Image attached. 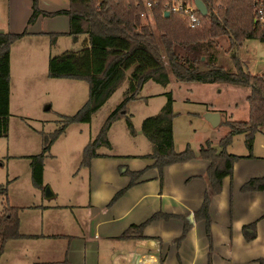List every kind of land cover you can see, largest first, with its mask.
<instances>
[{
	"label": "trees",
	"instance_id": "obj_1",
	"mask_svg": "<svg viewBox=\"0 0 264 264\" xmlns=\"http://www.w3.org/2000/svg\"><path fill=\"white\" fill-rule=\"evenodd\" d=\"M152 3L148 8L146 0H70L68 9L57 12H45L40 9L39 1L33 0L32 15L28 26L36 23L39 17H68L70 30L66 34H52V40L69 36L77 41L86 35L84 47L79 52H65L52 57L49 61L50 79L84 82L89 86V97L83 108L74 116L63 117L62 126L54 133H41L42 153L32 159L33 183L43 187L45 161L51 156V149L72 124L91 123L93 117L103 108L111 97L126 83L123 102L107 118L95 139L83 150L81 168L89 169L92 161L111 156L100 153L102 149H111L109 139L111 127L128 116V105L139 99L144 86L153 81L168 86L172 75L177 83L227 84L250 89L247 97L249 119L247 121H225L229 132L215 147L209 140L195 151L187 146L183 151L175 150L173 123V100L155 116L146 118L142 124V133L151 143L152 152L141 159L154 163L141 171H131L127 167L123 175L131 178L129 185L112 199L114 205L134 186L142 183L143 177L151 170L158 172L162 182L164 171L174 165L186 164L196 160L209 163L205 178L209 187L205 193L201 208L194 214V222H204L206 236L213 253V220L210 208L213 198L223 192L226 178L232 177L235 164L243 157L231 154L228 149L234 138L246 137L249 151L258 133L264 127V74L253 75L238 56L232 58V66L220 63L221 55L239 49L245 41L264 42V26L254 22L255 11L252 0H203L208 15H197L199 23L191 26L185 13H165L166 4L172 0H147ZM192 0L191 4L194 5ZM149 9V10H148ZM150 11L155 26L143 24L145 13ZM29 34L28 28L21 33H0V138H7L9 128V103L11 82V50L23 37ZM129 132L136 131L128 121ZM121 170V171H122ZM243 193L264 192V177L251 179L241 189ZM0 194H6L0 186ZM21 210L7 202L0 213V259L10 241L21 240L26 236L20 231ZM180 219L184 221L182 235L175 241L177 246L186 240L193 229V223L183 217L155 213L140 225H132L120 239L143 240L145 229L156 221ZM247 242L256 238V223L243 227ZM166 256L161 254L160 264H165ZM264 264V260L260 261ZM208 264H211L209 257Z\"/></svg>",
	"mask_w": 264,
	"mask_h": 264
},
{
	"label": "rangeland",
	"instance_id": "obj_2",
	"mask_svg": "<svg viewBox=\"0 0 264 264\" xmlns=\"http://www.w3.org/2000/svg\"><path fill=\"white\" fill-rule=\"evenodd\" d=\"M191 2L192 0H172V4L177 5H190ZM10 11V0H0V33L10 31ZM142 22L155 26L150 11L145 13ZM86 39V35L80 36L77 41L69 36H62L53 41L47 34H28L11 50L9 128L7 138H0V186L6 189V194H0V213L9 202L11 206L21 210L23 234L55 232L66 236L34 242L38 251L29 256H38L42 264L49 261L68 264V251L74 246L91 249L93 243L88 237L92 215L89 210L91 198L96 206L95 213L102 212L103 206L109 205L116 194L131 182L128 175H124L125 179L118 176V166L126 163L131 169L144 166L143 161L136 159L151 153L152 146L142 133L143 121L157 115L167 105L170 97L175 114V150L178 152L187 146L197 151L209 140L215 147L219 146L229 128L226 123L214 127L208 121L207 115L214 111H220L231 121L249 119V88L227 84L177 83L171 75L168 86H161L153 81L147 83L140 92L139 99L129 103L128 116L111 127L109 139L112 148L102 149L100 152L111 158L95 163L91 171L81 168L85 146L96 138L107 118L123 102V95L128 87L126 82L93 117L91 123L67 127L66 132L53 145L51 156L45 161L43 187L38 188L33 183L32 159L42 153L41 133H54L62 126L63 117L76 115L89 97V86L84 82L50 79L49 61L65 52L81 51ZM221 56V64L232 66V58L238 56L253 75L264 74L263 41H245L239 49ZM128 121L135 128V136L129 132ZM245 141L244 135L235 137L228 151L247 153ZM156 174L158 172L151 170L145 177ZM140 196L137 191L130 193L109 215L115 217ZM148 201L132 214L130 220L133 223H142L159 210L158 200L155 199V203L152 199ZM99 217L100 215L94 217V221ZM162 224L154 223L146 231V234L155 235L159 246L158 250L148 256L154 258L155 264L157 261L160 264L162 253L168 256L169 264H178L177 249L173 244L180 237L181 231L165 229ZM27 244L29 243L20 241L10 243L0 264H18L17 259L20 255H25L22 249ZM185 256L186 254L184 259L189 264ZM261 260L264 259L252 264H261Z\"/></svg>",
	"mask_w": 264,
	"mask_h": 264
},
{
	"label": "crops",
	"instance_id": "obj_3",
	"mask_svg": "<svg viewBox=\"0 0 264 264\" xmlns=\"http://www.w3.org/2000/svg\"><path fill=\"white\" fill-rule=\"evenodd\" d=\"M38 1L40 9L50 13L68 9L70 6V0ZM10 5L9 32L11 33H21L26 28H28L29 34L47 35L66 34L70 30V20L65 16L54 18L41 16L34 25L28 26L32 15L33 0H10ZM212 113H219L221 122L225 121V118H227V121H231L220 111ZM244 146L248 150L246 141ZM229 151L231 154L243 157V159L235 164L233 176L225 179L222 194L212 200L210 208V215L213 220L212 255H210L205 223L194 222V214L201 208L209 187V183L205 178L209 163L204 160H196L167 168L164 171L162 182L158 178V174L150 177H145V175L142 183L130 189L118 200L115 206L109 207L108 204H105L102 212L95 213L96 206L91 198L89 210L92 211V215L88 237L93 246L91 249L80 245L72 247L68 251V264H136L137 261L134 262L133 258L135 255L148 256L159 249L155 235L146 234L147 229L158 222H162L165 229L174 228L173 230L176 231L180 229L181 234L179 236H181L184 221L170 219L169 221H156L149 225L144 231L146 239H120L123 233L132 225H140L146 221L137 224L133 223L130 218L141 205L146 202L149 203L148 200L151 199L153 203H155V199L159 203V210L153 212L151 216L162 211L165 214L183 217L189 222H194L193 229L181 246L178 247L176 242L173 244L177 249L178 264H188L184 259V254H186L185 257L188 258L189 264H208L209 257L212 259V264H218V262L221 264H239V262L240 264H252L256 260L264 259V192L243 193L241 191L242 187L251 179L264 177V130L256 135L252 151L248 150L245 154H236L234 151ZM109 158L94 159L91 167L85 169L91 171L95 163L109 160ZM136 160L143 161L144 166L139 169H131L127 163L118 166L117 173L121 179H125L122 173L126 169H123V171V167L136 172L144 170L154 163L152 160ZM152 171L157 172L156 170ZM148 190L152 192L149 193ZM135 191L141 194L140 198L126 209L119 211L115 217L110 216L112 211L116 210L117 204H120L124 198L130 193H135ZM97 215H100V217L94 221V217H97ZM253 223H256V238L251 242H247L243 237L242 230L244 226ZM21 228L20 224V231ZM23 235L26 237L21 240L10 241L7 244L8 246L10 243H17L18 241L29 243L22 249L25 255H20V258L17 259L18 264H42L39 262L40 258L38 256H29L38 251L34 242L66 237L55 232H42V234L34 232L24 233ZM163 256H166L165 264H169L168 256L164 254ZM46 264H54V262L49 261Z\"/></svg>",
	"mask_w": 264,
	"mask_h": 264
},
{
	"label": "built area",
	"instance_id": "obj_4",
	"mask_svg": "<svg viewBox=\"0 0 264 264\" xmlns=\"http://www.w3.org/2000/svg\"><path fill=\"white\" fill-rule=\"evenodd\" d=\"M252 2H253L254 11H255L254 22L256 24H260L264 26V0H252ZM147 7L151 8L152 3L148 2ZM165 9L168 12L172 11L174 13H181V12L185 13L186 15L189 16L191 26H194L199 23V18L197 15L198 10L195 7V5L166 4ZM133 258H134V262L137 261L136 264H155L154 258H152V256L135 255ZM157 264H158V261H157Z\"/></svg>",
	"mask_w": 264,
	"mask_h": 264
},
{
	"label": "water",
	"instance_id": "obj_5",
	"mask_svg": "<svg viewBox=\"0 0 264 264\" xmlns=\"http://www.w3.org/2000/svg\"><path fill=\"white\" fill-rule=\"evenodd\" d=\"M194 5L202 16H207L209 11L203 0H195ZM166 16L170 15V12L165 13ZM208 121L214 126L218 127L221 123V115L219 113H210L206 117ZM50 197V195H47Z\"/></svg>",
	"mask_w": 264,
	"mask_h": 264
}]
</instances>
